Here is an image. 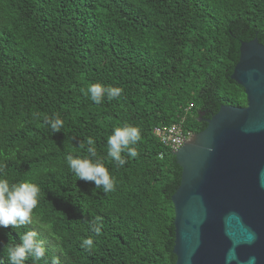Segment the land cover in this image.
Instances as JSON below:
<instances>
[{"label":"trees","instance_id":"obj_1","mask_svg":"<svg viewBox=\"0 0 264 264\" xmlns=\"http://www.w3.org/2000/svg\"><path fill=\"white\" fill-rule=\"evenodd\" d=\"M252 38L264 45V0H0V177L41 190L32 225L0 227L4 264L29 229L46 252L26 264H174L181 168L154 128L179 123L192 135L221 105L245 106L230 75ZM92 83L122 92L97 104ZM56 116L63 127L53 133L45 118ZM124 124L141 139L121 167L107 138ZM89 137L111 192L67 165V155H87Z\"/></svg>","mask_w":264,"mask_h":264},{"label":"water","instance_id":"obj_2","mask_svg":"<svg viewBox=\"0 0 264 264\" xmlns=\"http://www.w3.org/2000/svg\"><path fill=\"white\" fill-rule=\"evenodd\" d=\"M230 78L246 105H221L172 154L174 264H264V45L241 41Z\"/></svg>","mask_w":264,"mask_h":264},{"label":"clouds","instance_id":"obj_3","mask_svg":"<svg viewBox=\"0 0 264 264\" xmlns=\"http://www.w3.org/2000/svg\"><path fill=\"white\" fill-rule=\"evenodd\" d=\"M122 92L119 87H104L100 83H92L86 90V95L94 103H101L105 96L109 99L117 98ZM46 122L52 132H58L63 127V121L46 117ZM141 139L140 129L136 126L124 124L116 126L107 138V156L117 166H123L127 159L122 153L135 158L138 155L135 147ZM86 156L67 155L66 161L69 169L74 173L76 179L93 182L95 188L102 189L105 193L115 188L114 178L104 166L103 159L98 155L95 141L92 137L87 139ZM40 187L32 181L10 182L6 176L0 177V227H9L18 230L25 225L33 224V210L39 202ZM93 232L100 233L99 227H93ZM37 232L29 229L19 233V242L7 248V260L9 264H26L31 257L33 261L45 258L46 249L42 240L37 238ZM93 240L83 239L82 247L91 249ZM0 264L4 260L0 259ZM50 264H59V258L52 256Z\"/></svg>","mask_w":264,"mask_h":264},{"label":"built area","instance_id":"obj_4","mask_svg":"<svg viewBox=\"0 0 264 264\" xmlns=\"http://www.w3.org/2000/svg\"><path fill=\"white\" fill-rule=\"evenodd\" d=\"M154 135L158 141L172 152L179 148L191 135H185L181 124L158 126L154 128Z\"/></svg>","mask_w":264,"mask_h":264}]
</instances>
